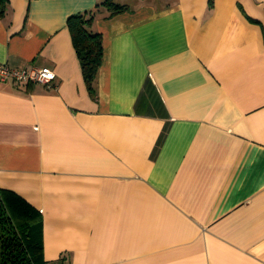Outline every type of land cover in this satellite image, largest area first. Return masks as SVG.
Masks as SVG:
<instances>
[{"label":"crops","instance_id":"crops-1","mask_svg":"<svg viewBox=\"0 0 264 264\" xmlns=\"http://www.w3.org/2000/svg\"><path fill=\"white\" fill-rule=\"evenodd\" d=\"M101 0H8L0 187L44 264H264V0H116L85 81L67 26Z\"/></svg>","mask_w":264,"mask_h":264},{"label":"trees","instance_id":"trees-1","mask_svg":"<svg viewBox=\"0 0 264 264\" xmlns=\"http://www.w3.org/2000/svg\"><path fill=\"white\" fill-rule=\"evenodd\" d=\"M8 0H0V18ZM125 4L101 0L91 10L71 14L67 26L72 36L81 70L90 87L100 66L103 45L100 33L92 30L95 14L124 11ZM40 212L16 192L0 187V264H44Z\"/></svg>","mask_w":264,"mask_h":264},{"label":"built area","instance_id":"built-area-1","mask_svg":"<svg viewBox=\"0 0 264 264\" xmlns=\"http://www.w3.org/2000/svg\"><path fill=\"white\" fill-rule=\"evenodd\" d=\"M55 74L47 66L14 67L0 62V79H9L17 83H42L47 87L52 85Z\"/></svg>","mask_w":264,"mask_h":264}]
</instances>
